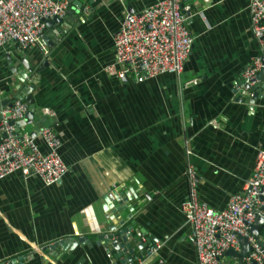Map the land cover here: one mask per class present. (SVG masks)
I'll return each mask as SVG.
<instances>
[{
    "label": "crops",
    "instance_id": "1",
    "mask_svg": "<svg viewBox=\"0 0 264 264\" xmlns=\"http://www.w3.org/2000/svg\"><path fill=\"white\" fill-rule=\"evenodd\" d=\"M75 1L83 3L69 25L46 27L58 38L51 47L44 42L50 57L31 92L33 118L20 126L29 133L52 126L67 172L50 186L20 171L0 179V263L126 264V255L116 256L105 242L122 220L132 225L130 240L143 229L140 237H152L155 248L127 264H196L181 211L187 164L199 176L200 199L221 210L230 194L243 191L264 148V86L254 103L253 90L243 95L238 88L244 68L264 51L251 33L249 0H183L192 9L193 41L182 73L140 83H122L105 67L114 61L113 35L124 16L158 0ZM40 52L36 46L18 50L13 42L0 47V108L20 84L7 55L25 69L22 60L32 65ZM194 78L198 83L183 86ZM43 107L54 116L43 115ZM130 188L136 198L132 194L120 217L109 219L116 205L105 211L104 197L112 191L124 197ZM259 239L264 245V227ZM237 261L223 254L220 264Z\"/></svg>",
    "mask_w": 264,
    "mask_h": 264
},
{
    "label": "built area",
    "instance_id": "2",
    "mask_svg": "<svg viewBox=\"0 0 264 264\" xmlns=\"http://www.w3.org/2000/svg\"><path fill=\"white\" fill-rule=\"evenodd\" d=\"M69 7L68 0H0V47L13 42L18 50L36 46L47 53L42 40L45 21L63 18ZM248 9L251 33L264 48V0H249ZM191 10L183 0H158L141 11L127 13L113 35L114 61L105 71L122 83H140L164 73L181 74L193 41L188 29ZM262 68L264 51L244 68L242 80L253 84ZM196 83L198 79L194 78L183 86ZM28 105V101L13 99L0 108V179L20 171L50 186L67 172L59 151L61 141L50 125L30 133L16 128L15 123L26 119ZM41 113L54 116L48 107ZM38 139L46 146L45 152L39 149ZM184 177L188 193L181 211L190 225L196 264H220L227 250H241L242 239H246L249 250L241 264H264V245L251 232L258 217L264 220V148L257 151L253 173L243 191L230 194L221 210L200 199V179L192 164H187ZM154 249L151 247L148 253Z\"/></svg>",
    "mask_w": 264,
    "mask_h": 264
},
{
    "label": "water",
    "instance_id": "3",
    "mask_svg": "<svg viewBox=\"0 0 264 264\" xmlns=\"http://www.w3.org/2000/svg\"><path fill=\"white\" fill-rule=\"evenodd\" d=\"M92 0H90L91 2ZM71 5L69 9L67 10L65 17L59 18V17H53L51 19H47L46 22V27H50L52 23H62L64 22L66 25L70 24V19L71 15L76 16V12L79 11L81 5L83 2L77 3L75 0H70ZM83 12L85 14H88V10L83 9ZM131 13V11H128ZM55 33L59 34V31H61V28H56ZM52 31V30H51ZM52 33H54L52 31ZM47 28H45V31L42 36V40L48 45L52 46L53 42L58 38L57 35L52 34ZM51 36V37H50ZM54 37V38H53ZM40 56L37 57L32 65L26 60L23 59V65L25 69H18L15 65H13L12 60L10 59V55L8 56V63H9V69L12 71L14 74V77L20 82L19 87L17 88L18 94L14 97V99H23L25 101L29 102L28 109L26 112V119L25 120H20L17 123H15V126L18 130L20 129V126H25L26 124L30 123L31 119L33 118V113H34V98L32 97V90L35 89V87L38 85V82L40 80V71L48 64V59L50 57V52L47 53H42L40 52ZM264 80V68H262L257 76H256V81L253 84H248L245 83L244 80H241L238 82V88H243L244 90L242 91V94L245 95L248 90H253L254 92L251 95L250 102L254 103V100L259 97H262V88L264 86L263 84ZM257 89V91H256ZM259 92V93H258ZM240 95L237 96V100L240 99ZM10 104V103H8ZM125 187V186H124ZM133 188H130L126 191H124L125 196L122 197L123 192H117V191H112L111 193L107 194L104 197V204H103V209L107 211L108 209H111L113 206H115L112 209L111 214L109 215V219H114V218H119L121 213H117L118 210L120 209H125L124 205L129 199H132V194L136 198V192L134 191L131 193ZM130 209H133L130 207ZM119 225L122 226L121 229H119L116 233H110L109 235L106 236L105 242L111 241V246L108 249L110 252H116V256H121V255H126L125 261L126 264L128 262H133L137 258L143 257L147 252H149L150 248L153 247V238H146L143 239L141 236V233H145L143 229H137L135 230L136 233V238L134 240H130L129 238L131 237V230H132V225L124 226L123 221L120 220ZM261 227H264V220L262 217H258L253 225L251 226V232L255 235L257 239H259V229ZM116 227L114 226L112 228V231L115 230ZM100 238L101 235H98ZM260 240V239H259ZM137 241V242H136ZM242 246L241 250L239 252L233 251V250H227L224 254L229 255V256H234L238 261L236 264H241V258L244 254L247 253L249 250L248 243L246 239H242ZM64 240L59 241L58 243H63ZM261 242V241H260ZM56 243L55 245H57ZM262 244V242H261ZM54 245V247H55ZM137 248L140 250V254L137 255L134 251V248ZM53 248V245L44 247V250H50ZM66 249V248H64ZM1 264V263H0Z\"/></svg>",
    "mask_w": 264,
    "mask_h": 264
}]
</instances>
